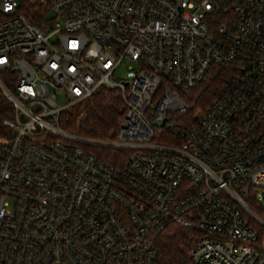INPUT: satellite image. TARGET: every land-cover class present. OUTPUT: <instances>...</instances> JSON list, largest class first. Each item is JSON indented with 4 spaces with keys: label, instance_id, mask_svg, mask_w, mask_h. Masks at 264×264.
Returning <instances> with one entry per match:
<instances>
[{
    "label": "built area",
    "instance_id": "obj_1",
    "mask_svg": "<svg viewBox=\"0 0 264 264\" xmlns=\"http://www.w3.org/2000/svg\"><path fill=\"white\" fill-rule=\"evenodd\" d=\"M26 5L0 0V264H161L172 223L195 233L186 264H264V0ZM214 65L232 74L196 110ZM103 89L126 110L116 139L67 130Z\"/></svg>",
    "mask_w": 264,
    "mask_h": 264
},
{
    "label": "trees",
    "instance_id": "obj_2",
    "mask_svg": "<svg viewBox=\"0 0 264 264\" xmlns=\"http://www.w3.org/2000/svg\"><path fill=\"white\" fill-rule=\"evenodd\" d=\"M21 1L23 5L26 4V0ZM25 12L29 18L33 19L30 7L27 6ZM230 74H232V69L214 65L210 73L197 85L189 99L195 104V109L206 110ZM125 113L120 94L116 90L103 89L90 100L66 113L62 124L67 130L90 139L114 140L118 135ZM12 115L13 108L0 90V135L5 133L3 120L10 119ZM93 151L115 165L126 161L128 157L127 152L109 148H94ZM255 208L264 218V212ZM194 235L193 231L177 224L168 225L167 229L157 237L159 262L161 264H186Z\"/></svg>",
    "mask_w": 264,
    "mask_h": 264
},
{
    "label": "rangeland",
    "instance_id": "obj_3",
    "mask_svg": "<svg viewBox=\"0 0 264 264\" xmlns=\"http://www.w3.org/2000/svg\"><path fill=\"white\" fill-rule=\"evenodd\" d=\"M26 8H27V5L24 3V11H26ZM132 65L133 64L130 61L125 60L123 62V64L121 65L120 69L117 71L116 76L119 77V78L123 77V75L129 69V67L132 66ZM58 100L60 101L61 99L59 98ZM196 110H203L204 111V109H202V108L201 109H196ZM258 192H259V202H257L255 204V207L261 209V211L264 212V190H259ZM255 207H254V209L256 210ZM256 212L260 216L258 210H256ZM260 217L264 220L263 216H260ZM254 225H256V224L254 223ZM190 242H191V240H190Z\"/></svg>",
    "mask_w": 264,
    "mask_h": 264
}]
</instances>
